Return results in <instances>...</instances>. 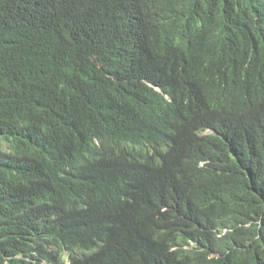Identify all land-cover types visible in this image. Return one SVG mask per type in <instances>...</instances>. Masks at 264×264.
Listing matches in <instances>:
<instances>
[{"label":"trees","instance_id":"16d2710c","mask_svg":"<svg viewBox=\"0 0 264 264\" xmlns=\"http://www.w3.org/2000/svg\"><path fill=\"white\" fill-rule=\"evenodd\" d=\"M0 264H264V0H0Z\"/></svg>","mask_w":264,"mask_h":264},{"label":"clouds","instance_id":"9594fccd","mask_svg":"<svg viewBox=\"0 0 264 264\" xmlns=\"http://www.w3.org/2000/svg\"><path fill=\"white\" fill-rule=\"evenodd\" d=\"M25 260H28L27 257H24ZM33 261V260H32Z\"/></svg>","mask_w":264,"mask_h":264}]
</instances>
